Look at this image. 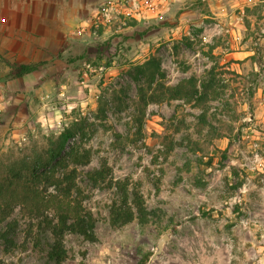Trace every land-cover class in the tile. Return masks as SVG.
Masks as SVG:
<instances>
[{"label":"rangeland","instance_id":"1","mask_svg":"<svg viewBox=\"0 0 264 264\" xmlns=\"http://www.w3.org/2000/svg\"><path fill=\"white\" fill-rule=\"evenodd\" d=\"M9 164L72 176L36 184L86 219L14 207L0 264H148L165 234L153 264H264V0H0V179Z\"/></svg>","mask_w":264,"mask_h":264},{"label":"trees","instance_id":"2","mask_svg":"<svg viewBox=\"0 0 264 264\" xmlns=\"http://www.w3.org/2000/svg\"><path fill=\"white\" fill-rule=\"evenodd\" d=\"M45 65L46 63L15 65L12 68L11 77L14 79L24 78L39 72ZM194 82L195 80L191 81L192 84ZM75 134L76 130L74 128H66L58 138L57 148L50 153V159L47 162H42V159L38 160V158L32 162L25 161V169L29 164H33V170L37 173L39 167H47L53 161L58 160L66 144ZM16 166V164H9V168L11 169L9 173L11 174L0 179V221L5 220L16 206H21L24 215L31 218L40 217L50 211L53 212L57 219V225L54 228L55 231L66 228L71 221L79 223L85 221L86 216L83 215V208L78 200H69L67 194L64 196L47 194V192L38 189L39 186L36 184V181L40 179L46 180L48 184L53 186H58L63 183L73 184L72 176L56 178V167H54L50 174L48 172L43 174V172L41 176L36 175L30 179L28 177L25 178L22 171L16 173ZM108 173V170L103 169L90 174V178L94 181H105ZM49 226L53 228L51 223ZM147 260V258H143L138 264H147Z\"/></svg>","mask_w":264,"mask_h":264},{"label":"water","instance_id":"3","mask_svg":"<svg viewBox=\"0 0 264 264\" xmlns=\"http://www.w3.org/2000/svg\"><path fill=\"white\" fill-rule=\"evenodd\" d=\"M169 239H170V236L168 234H165L159 240V242L156 244V246L153 250V254L150 257L148 264H153L155 261L160 260L163 257L164 249H165V246L168 243Z\"/></svg>","mask_w":264,"mask_h":264}]
</instances>
